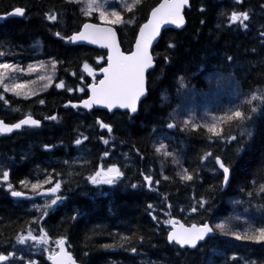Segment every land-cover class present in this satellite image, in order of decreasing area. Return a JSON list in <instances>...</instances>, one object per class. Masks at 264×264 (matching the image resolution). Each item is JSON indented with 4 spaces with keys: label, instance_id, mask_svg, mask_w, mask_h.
<instances>
[{
    "label": "trees",
    "instance_id": "trees-1",
    "mask_svg": "<svg viewBox=\"0 0 264 264\" xmlns=\"http://www.w3.org/2000/svg\"><path fill=\"white\" fill-rule=\"evenodd\" d=\"M159 2L139 0L131 12L121 5L116 8L124 19L135 16L134 24L112 25L125 53L131 51L139 25L146 22ZM261 5L264 0H191L184 12L185 27L164 31L154 47V68L147 74L146 97L137 114L130 116L64 108L87 98L85 86L91 79L83 70L84 64L95 70L105 64V52L72 45L65 39L79 32L86 22L100 23L96 13L86 16L81 3L68 0H0V17L17 7L24 10L22 17L0 22V52L4 53L0 63L21 69L10 75L11 80L27 84L33 79L26 73L30 65L57 62L52 83L46 89L37 81L31 83L36 86L32 89L36 95L27 99L5 92L0 83V95L8 102L0 100V121L11 125L30 116L41 123L9 136L0 135V254L14 252L20 257H8L0 264H23L29 257L37 264H49L45 253L20 246L15 239L18 233L29 230L38 236L41 227L52 246L63 237L79 264H264V243L238 241L215 228L225 223L243 234L251 227H264V192L260 191L264 185V103L253 101L258 111L251 114V120L218 122L217 129L222 130L218 137L204 127L192 130L193 124H210L213 117H224L251 92H264ZM233 11L249 14V20L244 21L247 28H241L239 22H228ZM51 12L59 14L56 20L46 18L45 13ZM170 42L175 44L173 49L167 47ZM217 78L223 82H216ZM61 80L65 86L57 89L55 84ZM186 90L190 91L188 96L197 97L213 92L207 105L208 122L185 126L176 118L186 105ZM248 108L243 105L246 114ZM51 116L57 118H46ZM97 118L112 125L113 132L101 129ZM168 123L174 127L169 129ZM83 136L87 139L76 145L74 140ZM101 136L109 140L107 145ZM228 136L235 139L228 140ZM161 143L165 148L156 153ZM45 145L51 147L46 150ZM105 151L107 156L103 155ZM164 151L172 155L164 156ZM201 156H205L203 161ZM217 156L230 169L226 188L215 164ZM111 165L123 176L111 186L91 185L87 177L99 166L107 169ZM184 169L193 174V180H180L177 173L183 174ZM5 170L9 172L7 183L24 194L22 199L11 196L2 179ZM141 172L152 176V190ZM46 173L51 183L34 192L30 184L37 178L43 181ZM57 179L62 183L56 196L62 199L45 215L43 205L55 197L37 195L54 186ZM20 180L29 181L28 186L21 185ZM202 198L206 203L200 208ZM36 207L41 208L39 213ZM192 207L197 210L191 211ZM42 215L45 218L38 220ZM170 219L186 225L208 223L215 236L193 250L181 249L167 242L169 228L165 221Z\"/></svg>",
    "mask_w": 264,
    "mask_h": 264
},
{
    "label": "snow or ice",
    "instance_id": "snow-or-ice-1",
    "mask_svg": "<svg viewBox=\"0 0 264 264\" xmlns=\"http://www.w3.org/2000/svg\"><path fill=\"white\" fill-rule=\"evenodd\" d=\"M70 3H83L84 7L81 8V11L84 15L90 16L94 11L98 13L99 19L101 21H106L109 25H117V24H134L135 16L130 19H124L121 13L115 9L111 11L103 10L104 5H100L97 3V0H68ZM242 0H236V3H241ZM108 3V0H105V4ZM139 3V0H132V3L124 4L123 0H121L122 7L125 8L126 11L131 12L136 4ZM189 3V0H160V2L151 9L148 14L147 20L145 23L139 25L138 33L136 34L135 44L130 53L124 54L120 51V48L115 43L116 33L113 31L111 27H99L96 24L84 23L78 33H74L71 37H67L65 39L70 41L76 40H87L89 43H99L103 47L108 49V57H107V67H101L100 72L103 73V79H100L98 84L93 83L89 84L88 90L91 93L86 100L81 101V106L85 109H90L94 104L101 105L104 108H107L110 112L114 108L127 109L129 113H135L137 111V101L141 96H144L146 93L145 86V71L150 68L154 59L153 56L149 52V47L152 42L159 35L162 25H175L176 28H180L184 23V16L182 15V8ZM264 8V5H261ZM23 9L17 7L14 9V14L22 15ZM203 11V9H201ZM58 13L51 12L45 13V16L49 20H56L58 17ZM249 20V14L247 12H236L233 11L231 15L228 17V22L230 24L239 22L241 28H247V25L244 21ZM203 23V21H201ZM56 35H60L56 33ZM259 35L264 37V30L260 31ZM264 43V40L261 41ZM167 47L169 49H173L175 47L174 43H168ZM4 53L0 52V56H3ZM231 60V57H228ZM165 63L169 62V57H164ZM52 64V71L47 75H41L38 77L41 81H46L43 85V88L46 89L51 83L54 76V71L56 68V61H50ZM43 67V65H41ZM84 68L86 71L91 74V69L85 63ZM36 66L30 65L27 71H35ZM21 71L20 67L15 64L8 63H0V82H3L5 79V75L7 72H18ZM12 79V77H9ZM35 81H28L27 83H34ZM64 81L61 80L59 83L55 84L57 89L64 87ZM181 87H184L183 82L181 81ZM25 84L23 83H12V84H4V91H13L16 95H21V92L17 91L18 89H24ZM69 92H72V88L67 89ZM82 90V89H77ZM30 95H36L35 90H28L23 92V96L27 99ZM0 100H5L4 96L0 95ZM253 101H259L264 103V92H256L253 91L251 94L246 97L241 104L228 109L225 113L224 117L212 118V123L204 124V125H192V130L195 131L197 127H204L208 132H210L213 136H220L222 130L217 129V123L223 120L227 121H238L243 123L245 120H251L252 113H256L258 111L257 106H253ZM5 103L8 102L5 100ZM40 103L43 104L44 100H40ZM243 105H248L247 114L243 110ZM73 108H76V104H72ZM47 119L55 120L57 117L51 116L46 117ZM96 124L99 125L101 129H107L108 133L111 134L113 132L112 125L108 123L102 122L99 118L96 120ZM189 124L188 120L184 121V125L187 126ZM22 125L28 126H36L40 125V121L31 118L30 116H25L23 119H20L17 123L7 125L3 121H0V131H11L12 129H19ZM167 127L169 129L174 127V124L168 123ZM181 131H184L182 128ZM87 137L83 136L78 137L74 140L76 145H80L82 140H86ZM228 140H234L235 137L228 136ZM101 140L104 144H108L109 140L105 139L101 136ZM45 149L50 148V145H45ZM165 148V145L161 143L158 147L155 148L156 153H161L162 149ZM241 149H238L240 151ZM164 156H170L172 153L164 151L162 153ZM105 156L108 155V152L105 151ZM211 153H205V156H211ZM205 156H201V160L205 159ZM178 162V161H177ZM67 163V161H65ZM215 164L218 165L224 175V182H227L230 175V169L223 162L221 157H215ZM72 173L69 172V175ZM59 175V174H57ZM141 175L144 176L146 181V185L151 188L152 176L146 175L141 172ZM181 181H191L193 180V174L190 173L187 169L183 170V174L180 172L177 173ZM123 176V173L117 168L115 165H111L107 168L106 171L97 170L94 174L87 177L90 183L92 184H107L112 185L115 184L117 179ZM2 179L5 183L8 182L9 172L7 170L3 171ZM163 179H169V177L164 176ZM19 183L21 185L28 186L29 181L20 180ZM44 183H51V179L49 174H45L43 181L37 178L36 182L30 184L31 189L35 192L38 189L42 188ZM62 181L57 179L55 181L54 186L45 190V194L50 193L52 197L50 200V204L46 202L43 205L45 210V215L47 214V209L51 205L57 204V201L62 199L60 196H56V193L60 190ZM158 184L159 181H156ZM133 188H136L137 185L133 184ZM7 189L10 190L11 196L20 197L24 195L22 192L14 190L11 183H7ZM260 191L264 192V185H261ZM206 201L202 198L199 201V207L203 208ZM149 208L153 206L151 204L148 205ZM183 210V209H182ZM191 211L195 212L197 209L192 207ZM36 211L39 213L41 211L40 207H36ZM151 215V213H149ZM45 218L44 215L38 216V220H43ZM155 219V217H153ZM33 223L35 222L32 221ZM171 222L173 224V230L167 233V241L169 244L175 243V245H179L181 249H195L198 247V242L203 241L206 235L212 231L207 223H204L201 226H197L193 224L191 227H185L184 225H179V228L176 227L178 221H165V223ZM216 229L220 230L221 234L231 235L236 240H245L257 244L264 243V227H251L246 229L243 234L239 231H233L231 228L225 223H220L215 226ZM16 242L20 245H25L27 241H33L35 245H47L49 242V238L46 234V231L43 227L39 230V235H34L32 231H28L27 235L18 233L15 237ZM55 244L59 248V251L51 250L47 247L43 248L44 253L47 255V259L51 262V264H75L73 257L70 253L65 251V239L60 237L56 239ZM132 252H135L136 249L132 248ZM8 257H13L14 259H20V257H16L14 252H8L7 256L0 254V262L7 260ZM23 264H37L36 260H33L29 257L28 260H25ZM211 264V262H210ZM252 264H256L255 261Z\"/></svg>",
    "mask_w": 264,
    "mask_h": 264
},
{
    "label": "rangeland",
    "instance_id": "rangeland-1",
    "mask_svg": "<svg viewBox=\"0 0 264 264\" xmlns=\"http://www.w3.org/2000/svg\"><path fill=\"white\" fill-rule=\"evenodd\" d=\"M127 1H130V0H123V3L126 4ZM97 3L100 4V5H104V9L103 10H107V11H111L113 9L116 10V8L118 6H120V5L122 6L121 0H108L107 4H105V0H97ZM81 4L84 7V4L83 3H81ZM93 13H96L97 16H98L97 12L94 11ZM98 21L100 23L107 24L106 21H101L99 19V16H98ZM41 65H43V67H41ZM34 66H36V70L35 71H27L26 73L28 75H30V77L32 76V78H33L32 81H35V82L37 81L40 84V86L43 88V85L46 83V81H41V80L38 79V77L41 76V75H47L49 72H51L52 71V65L50 63H39V64H35ZM18 72H20V71H18ZM14 73L15 72H7L6 75H5L4 81L0 82V83L3 84V85L4 84H9L10 85V84L14 83L11 79H9L10 75H13ZM87 74L91 77V80L93 81L94 80V75H93L94 74V69L91 70V74H89V72L87 71ZM215 81L219 82V83L223 82V80L220 79V78H217ZM30 84L31 83L25 84V88L22 89V90L18 89L17 91L21 92V95H17V96L24 97L23 96V92L24 91H28L30 89L31 90L32 89H36L35 88L36 86L32 87L33 84L32 85H30ZM188 93H190L189 90H186L184 92V101L186 102V105H184V107L182 109H180L179 112H177L175 114L176 118L178 120H180L181 122H183L185 120H188L189 122H208V121L205 120V118H207V114H206L207 105H209L208 101L210 102V100H211L210 97L211 96L213 97V92H211L208 97H206V96L197 97V96H194L192 94H190V96H188ZM203 108H204V110H203ZM102 185L111 186V185H107V184H97L95 186H102ZM231 222H233L232 224L237 225L234 220L231 221ZM27 232L28 231H25L24 233H21V234L27 235ZM24 246L25 247H35V248H37L38 250H40V251H42L44 253V251H43L44 247H47V248L52 250V248L56 247V244H55V246H52L48 242L47 245H35L33 241H27Z\"/></svg>",
    "mask_w": 264,
    "mask_h": 264
},
{
    "label": "water",
    "instance_id": "water-1",
    "mask_svg": "<svg viewBox=\"0 0 264 264\" xmlns=\"http://www.w3.org/2000/svg\"><path fill=\"white\" fill-rule=\"evenodd\" d=\"M190 2H191V0H189V3L187 4V5H185L183 8H182V15L184 16V12H185V10L186 9H188L189 8V5H190ZM23 15V14H22ZM22 15H16V14H14V11H12V12H10L9 14H7V15H5V16H1L0 17V21H2V20H4V19H8V18H16V17H20V16H22ZM184 20H185V18H184ZM86 23H90V24H96V25H98L99 27H101V28H103V27H111L112 29H113V31L116 33V36H115V43H116V45L120 48V51L122 52V53H124V54H128V53H130V52H128V53H125L123 50H122V48H121V46H120V43H119V39H118V35H117V32H116V29L114 28V27H112V26H110V25H104V24H97V23H92V22H86ZM185 27V23L180 27V28H176L175 27V25H168V24H166V25H162L161 26V30H160V33H159V35L156 37V39L152 42V44L150 45V47H149V52H150V54L152 55V51H153V49H154V47L156 46V44L158 43V41H159V39H160V37H161V34L164 32V31H166V30H176V31H178V30H182L183 28ZM66 41H70V40H66ZM72 44H74V45H82V46H85V47H88V48H91V49H95V50H98V51H102V52H105L106 53V57H105V65L103 66V67H107V57H108V49L106 48V47H103L101 44H99V43H89L87 40H76V41H70ZM135 44V41H134V43H133V45ZM133 45H132V48H133ZM132 50V49H131ZM153 68H154V63H153V65L150 67V68H148V69H146V71H145V86H146V81H147V74L151 71V70H153ZM96 75L97 76H99L100 78H99V80L100 79H103V73H101L100 72V70L98 71V72H96ZM99 80L96 82L97 84H98V82H99ZM86 91H87V93H88V96L91 94L90 92H89V90H88V87L86 86ZM88 96H87V98H88ZM146 97V93H145V95L144 96H141L140 98H139V100L137 101V111L135 112V113H129L128 111H127V109H120V108H114V109H112V111L110 112L107 108H104L103 106H101V105H96V104H94L90 109H85V108H83L82 106H81V101L80 102H78V103H68V104H66L65 106H64V108H72V109H75V108H73L72 107V104H76L77 105V107L76 108H79V109H81V110H83V111H87V112H89V111H91L92 109H95V110H98V111H102V112H106L107 114H112L113 112H121V113H128L130 116H134V115H136L137 114V112H138V108H139V105H140V103L144 100V98ZM87 98H85V99H83V100H86ZM32 118V117H31ZM34 119V118H33ZM17 123V122H16ZM7 125H9V124H7ZM40 125H41V123H40ZM39 125V126H40ZM38 126V127H39ZM23 127H36V126H28V125H22L21 126V128H19V129H12L11 131H0V134L1 135H4V136H9V135H11L12 133H15V132H18V131H20ZM106 131H107V129H105ZM107 133H108V131H107ZM99 170H102L100 167H99ZM221 171H222V169H221ZM222 173H223V171H222ZM229 179H230V175H229ZM229 179H228V181L227 182H224V175H223V188H226L227 187V185H228V183H229ZM169 221H178V223L176 224V227L177 228H179V225H184L181 221H179L178 219H170ZM185 227H191V226H186V225H184ZM169 227H170V231H172L173 230V224L171 223V222H169ZM199 227V226H198ZM215 234H214V232L212 231V232H210V233H208L207 235H206V237H205V239L203 240V241H200V242H198V244H200V243H202V242H204L207 238H209V237H213ZM168 242V241H167ZM175 244V243H174ZM177 246H179V245H177ZM64 247H65V245H64ZM180 247V246H179ZM184 249H187V248H184ZM57 250L59 251V248H57ZM189 250H193V249H189ZM65 251L67 252V250H66V248H65ZM74 260V259H73ZM50 264H51V262H50ZM75 264H77L76 262H75Z\"/></svg>",
    "mask_w": 264,
    "mask_h": 264
}]
</instances>
